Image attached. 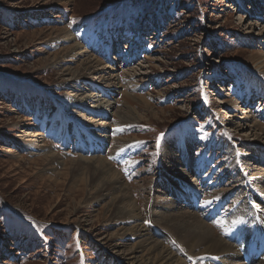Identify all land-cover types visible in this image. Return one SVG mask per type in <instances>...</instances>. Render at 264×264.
Returning a JSON list of instances; mask_svg holds the SVG:
<instances>
[{
    "label": "rangeland",
    "instance_id": "rangeland-1",
    "mask_svg": "<svg viewBox=\"0 0 264 264\" xmlns=\"http://www.w3.org/2000/svg\"><path fill=\"white\" fill-rule=\"evenodd\" d=\"M45 1L0 0V264H125L118 248L102 238L113 236L126 252L138 240L119 239L121 228L134 223L109 218V196L91 199L81 178L71 180L66 167L55 163L58 174L45 170L43 151L26 144L27 131L39 133L37 145L47 143L64 160L109 161L142 212L138 223L183 264H211L210 257L238 263L240 253L225 232L243 222L248 207L264 219V189L251 174L255 168L264 172V144L252 142L249 122L264 126V72L253 68L264 54V0H71L68 10L57 3L46 7ZM59 28L68 30L86 56L109 66L105 79L106 71L119 74L121 86L69 80L63 69L74 70L80 59L60 60L59 49L71 41L54 40ZM124 92L133 98L124 99ZM76 93L108 100L113 109L103 116L90 110L91 103L71 105L67 98L74 100ZM117 109H130L139 120L118 124ZM246 114L252 119H244ZM101 120L109 123L104 132L94 125ZM85 136L100 152L86 150ZM69 142L74 146L66 147ZM165 147L175 154V164L163 154ZM176 148L192 160L209 153L218 171L198 177L205 185L200 187ZM175 177L197 187L203 206L221 204L230 192L234 200L227 207L237 206L208 220L206 210L190 211L169 195L167 182ZM166 198L196 214L239 254L194 255L153 220V210L175 209L163 207Z\"/></svg>",
    "mask_w": 264,
    "mask_h": 264
},
{
    "label": "bare ground",
    "instance_id": "bare-ground-1",
    "mask_svg": "<svg viewBox=\"0 0 264 264\" xmlns=\"http://www.w3.org/2000/svg\"><path fill=\"white\" fill-rule=\"evenodd\" d=\"M70 2L71 0H46L44 6L49 7L53 6L54 3H57L58 7H64V9L68 10V4ZM57 31L58 34L55 36L54 40L71 41L69 45L59 49V52L63 53V57L60 60L63 61L68 59L77 61L80 59L78 66L74 70H67V68L63 69L64 72L70 76L69 80L78 83L80 82L81 84L83 81L88 79L99 82H107L105 84L106 86L112 85L116 89L117 87L121 86L119 74H115V72L112 70L106 71L108 73V78L105 79L103 76L104 69L108 68L109 66L103 65L102 62L95 57H91L89 55L86 56L87 52L82 50L80 45L73 40L74 38L69 34L68 30L65 28H59ZM262 33H264V30ZM60 60L55 62L59 63ZM253 64L255 71L264 72V54L256 58ZM128 84H130V82H128ZM96 85L103 88L98 84ZM123 86L124 84L122 87ZM123 96L125 99L126 96L133 98L134 95L124 92ZM69 97L71 96L69 95ZM139 97L142 98L143 105L147 108V106L150 104L146 98L144 96ZM71 98L74 100L67 98L70 100L71 105H76L79 108H86L85 104L91 103L90 106H88L94 110H90L93 113H101L103 116L107 115V113L111 112L113 109L110 108L112 106L111 102H108V100H104L100 97L98 98V96H94L93 94L85 95L84 93H76L73 94ZM126 100L125 102H127ZM222 102L228 101L224 100ZM229 105L236 110L235 102H231ZM114 111L113 116H115L118 120V124L137 122V120H139L138 117L134 116V112H132L130 109L126 110L125 112H121L118 109ZM155 114L156 113L153 112L151 113V116L155 117ZM243 118L248 120L252 119L247 114ZM249 122L250 126L253 127L250 128L253 129L251 131V135L254 136L252 142L255 144H264V126H261L257 121H255V119ZM108 124V122L102 120L94 123V125L98 127L99 132H104V129ZM256 130H259L261 134L257 135L255 132ZM38 134L39 133L27 131L24 136L27 137V146H34L40 151H43L40 159L44 161L43 166L45 170L48 169L58 174L57 167L54 166L55 163L62 167H66V170L69 169L67 172L69 175H71V180L81 178L84 185L87 186V190L90 192L89 196L91 199L99 200L102 199V197L104 198V196H109L108 216L111 220H121L125 223H134L131 227L121 228L122 231L120 230L119 233L121 234V238H119L120 240L122 237L127 235H134L138 238V240L134 243L135 248L128 252L120 251V242L113 240V236H106L102 238V241L105 244H109L113 248H118V253L122 255L121 258L125 264H183V261L178 258L171 250L153 239V236L150 234L144 224L138 223V220L142 217V212L139 210L138 206L136 205V201L132 197L129 185H126L122 181L120 174L112 167L109 161L107 162V160L102 156L91 158L79 157L76 159L64 160L58 153L51 150L50 145L47 143L42 142L40 145H37L39 142ZM241 135H243V133ZM247 146H252V143H249ZM163 149V154H169L167 157L169 162H173V164H175V160H177L175 154L169 150V147H165ZM160 167L162 171L166 173L169 172L168 169H165L167 168L166 165L162 164ZM251 174L258 176L259 186L264 189V172H261L260 169L255 168ZM162 175H164L163 172ZM164 202V208L175 209L171 211L168 210L169 212L153 210V220L160 226L173 233L185 247L194 253V255H217L229 252H233L235 254L240 253L237 251L235 252V249L232 246L226 244L225 241L220 239V237L218 238L210 226L197 218L198 216L196 214L189 211L180 210V207H178L175 202L172 200H167V198L164 199ZM258 220L261 221L260 219ZM198 248L199 251H197ZM136 250L137 252L141 251V256L136 254ZM236 264L245 263L240 260Z\"/></svg>",
    "mask_w": 264,
    "mask_h": 264
}]
</instances>
